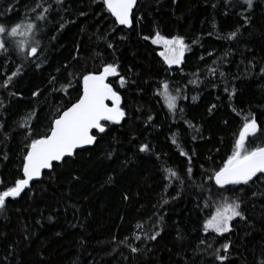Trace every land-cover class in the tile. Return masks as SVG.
I'll return each instance as SVG.
<instances>
[{
	"label": "trees",
	"instance_id": "trees-1",
	"mask_svg": "<svg viewBox=\"0 0 264 264\" xmlns=\"http://www.w3.org/2000/svg\"><path fill=\"white\" fill-rule=\"evenodd\" d=\"M37 3L48 8L42 21L36 20L42 12ZM19 22L39 25L33 38L41 51L26 58L12 38L3 37L4 186L21 178L25 145L45 135L57 113L75 102L83 74L119 65L125 86L114 77L109 82L126 116L98 134L93 148L77 152L8 202L0 218V264H220L217 249L228 256L224 264H258L264 257V177L235 186L231 196L246 219L233 221L224 236L203 229L208 205L219 196L210 182L203 191L201 185L231 153L245 117L254 114L264 124V0H253L247 11L236 0H139L130 30L114 23L101 0H0V25ZM237 30L236 39L228 40ZM157 32L189 45L180 66L163 63L162 49L151 43ZM163 82L186 97L175 114L157 95ZM25 121L27 128L20 126ZM143 144L148 152L139 151ZM164 168L183 183L166 180ZM156 231L155 241L145 238ZM224 243L231 245L227 253Z\"/></svg>",
	"mask_w": 264,
	"mask_h": 264
},
{
	"label": "snow or ice",
	"instance_id": "snow-or-ice-1",
	"mask_svg": "<svg viewBox=\"0 0 264 264\" xmlns=\"http://www.w3.org/2000/svg\"><path fill=\"white\" fill-rule=\"evenodd\" d=\"M101 3L107 13L114 17L116 25L132 27V13L137 0H101ZM236 3L241 5L242 10L247 11L252 8L253 0H236ZM34 7L42 9V12L36 16V20H44V14L48 12V8L43 7L40 3ZM244 19L247 22L246 16ZM38 29L39 25L33 22H19L14 26L7 27L0 25V50H7V41L3 38L6 36L12 38L16 50L22 55L26 54V58L38 57L41 51L40 42L33 38ZM238 31L228 34L227 39H236ZM17 37L19 39H16ZM143 39L148 40L149 37L145 36ZM151 43L162 45L163 50L158 55L169 68L173 65L180 66L184 62L185 52L190 50L189 45L185 43L182 37L166 38L159 32L151 39ZM108 47L112 48L113 45L109 43ZM118 68L119 65L107 63L96 72H88L82 75L79 81L81 84L80 94L75 102L57 113L51 120L45 135L31 139L25 145L26 151L22 161L21 178L16 179L10 186H4L3 180L0 179V212L6 209L8 202L15 201L26 189H30L31 182L41 180L45 170L52 171L55 166L65 162L66 158L73 157L78 149L95 145L97 135L106 134L110 125L121 124L126 116V112L121 106L122 97L109 82V78L114 77L118 79L120 87L125 86L126 80L120 76ZM209 71L214 75L216 70L209 69ZM261 72H264V68L261 69ZM15 75L16 73L12 74V76ZM220 75L223 76L224 74L220 73ZM11 78L8 77L3 87L9 86ZM190 83H195V81ZM69 86H71V82H69ZM159 87L162 91L158 92L157 95L163 98L167 110L175 114L178 110V100L186 97L182 96L179 87L175 89V94H173L168 82H163ZM234 94L233 92L232 95ZM33 95H37V93H33ZM212 107L214 108L215 105ZM151 119L152 117H149V120ZM20 126L27 128V121ZM259 136H264V124L258 123L254 114L245 117L231 153L215 170L207 175L205 185H201L203 191L210 182L217 189L219 196V201L214 206L208 205L212 210L210 217L203 224L206 233L212 232L218 236H224L233 231V221L237 218L246 219L241 210V202L238 199H233L231 193L237 190L235 186L255 184L261 180V177H264V142L256 143ZM172 144L179 147L175 137L172 139ZM149 147L148 144H143L139 151L148 152ZM179 155L187 156L188 154L180 150ZM163 171L167 173L165 179L169 182L173 179L180 181V177L174 170L164 168ZM187 171L190 174L192 169L188 168ZM180 182L183 183V181ZM208 190L211 191V188L209 187ZM137 227L142 228L143 225ZM159 236L160 231H156L151 235H146L145 238L155 241ZM135 239L140 240L141 237L136 235ZM230 247V243H224L222 245L223 253H227ZM131 251L135 253L138 249L132 247ZM215 259L220 261V264H224L228 260V256L221 254V249H217ZM258 264H264V257L258 259Z\"/></svg>",
	"mask_w": 264,
	"mask_h": 264
},
{
	"label": "water",
	"instance_id": "water-1",
	"mask_svg": "<svg viewBox=\"0 0 264 264\" xmlns=\"http://www.w3.org/2000/svg\"><path fill=\"white\" fill-rule=\"evenodd\" d=\"M138 1H139V0H137V4H136V6H135L134 9H133V13H134L135 9L137 8ZM133 13H132V19H133ZM112 18L114 19V17H112ZM118 26H119V27H122V28H125V29H127V30H130V29L133 27V24H132V27H131V28H128V27H125V26H121V25H118ZM97 140H98V139H97ZM95 145H96V144H95ZM95 145L88 146V147L83 148V149H78L77 152H81V151L88 150V149H90V148H93ZM77 152H76V153H77ZM74 156H75V155H74ZM70 158H72V157H70ZM66 159H69V158H66ZM66 159H65V160H66ZM48 172H50V171H49V170H45L44 173L42 174V178H43L44 174H45V173H48ZM42 178H41V180H42ZM41 180H39V181H41ZM39 181H33V182H31L30 187H31L32 185L38 183ZM27 191H28V189L25 190V192H27ZM25 192H24V193H25ZM24 193H22L21 196H22Z\"/></svg>",
	"mask_w": 264,
	"mask_h": 264
},
{
	"label": "rangeland",
	"instance_id": "rangeland-1",
	"mask_svg": "<svg viewBox=\"0 0 264 264\" xmlns=\"http://www.w3.org/2000/svg\"><path fill=\"white\" fill-rule=\"evenodd\" d=\"M155 45L158 46V47H160V48L163 50L162 45H160V44H155ZM110 78H111V77H110ZM3 215H4V211L0 212V218H2ZM237 219H238V218H237Z\"/></svg>",
	"mask_w": 264,
	"mask_h": 264
}]
</instances>
